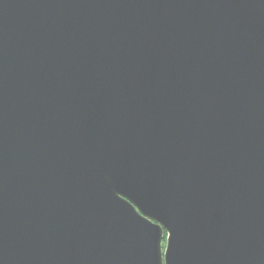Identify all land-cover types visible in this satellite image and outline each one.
Instances as JSON below:
<instances>
[{"label":"water","instance_id":"95a60500","mask_svg":"<svg viewBox=\"0 0 264 264\" xmlns=\"http://www.w3.org/2000/svg\"><path fill=\"white\" fill-rule=\"evenodd\" d=\"M0 264H264V0H0Z\"/></svg>","mask_w":264,"mask_h":264},{"label":"rangeland","instance_id":"374dc122","mask_svg":"<svg viewBox=\"0 0 264 264\" xmlns=\"http://www.w3.org/2000/svg\"><path fill=\"white\" fill-rule=\"evenodd\" d=\"M164 245H165V242H164Z\"/></svg>","mask_w":264,"mask_h":264}]
</instances>
